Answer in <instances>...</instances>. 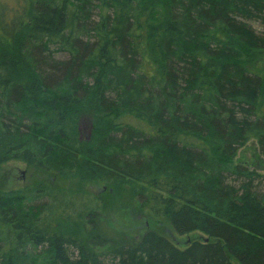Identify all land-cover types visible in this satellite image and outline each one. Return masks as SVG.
I'll list each match as a JSON object with an SVG mask.
<instances>
[{"label": "trees", "instance_id": "trees-1", "mask_svg": "<svg viewBox=\"0 0 264 264\" xmlns=\"http://www.w3.org/2000/svg\"><path fill=\"white\" fill-rule=\"evenodd\" d=\"M255 23L264 0H0V165L126 186L193 236L107 246L102 197L42 178L0 187V264H264V171L234 161L264 157Z\"/></svg>", "mask_w": 264, "mask_h": 264}, {"label": "rangeland", "instance_id": "rangeland-1", "mask_svg": "<svg viewBox=\"0 0 264 264\" xmlns=\"http://www.w3.org/2000/svg\"><path fill=\"white\" fill-rule=\"evenodd\" d=\"M8 5H14L15 0H2ZM257 32L262 31L260 24H252ZM260 34V33H259ZM253 62L264 59V48L257 49L251 55ZM89 130L87 120L81 123V134L86 136ZM234 161L246 162L251 168L258 172L264 171V157L260 154L258 145L254 139L247 141L237 150ZM49 179L51 183L67 189L68 191H86L100 195L104 201L101 216L107 224L109 238L108 244L126 241H135L143 233L145 229H155L165 233L169 238L181 242V240H190L192 235L178 236L167 223L163 220L151 221L144 217L137 207L135 195L131 189L117 187L116 189L104 188L101 185L87 182L80 176L62 177L59 174L44 173L31 168L20 161H8L0 165V187H19L31 184L33 181ZM259 180V179H258ZM254 189L258 192L264 191V183L255 181ZM194 235V233H193Z\"/></svg>", "mask_w": 264, "mask_h": 264}]
</instances>
